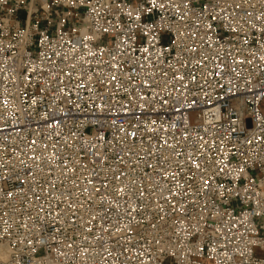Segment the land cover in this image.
Instances as JSON below:
<instances>
[{
    "label": "built area",
    "instance_id": "2783aa9c",
    "mask_svg": "<svg viewBox=\"0 0 264 264\" xmlns=\"http://www.w3.org/2000/svg\"><path fill=\"white\" fill-rule=\"evenodd\" d=\"M0 264H264V0H0Z\"/></svg>",
    "mask_w": 264,
    "mask_h": 264
},
{
    "label": "bare ground",
    "instance_id": "6f19581e",
    "mask_svg": "<svg viewBox=\"0 0 264 264\" xmlns=\"http://www.w3.org/2000/svg\"><path fill=\"white\" fill-rule=\"evenodd\" d=\"M5 256V252L0 248V259H3Z\"/></svg>",
    "mask_w": 264,
    "mask_h": 264
}]
</instances>
